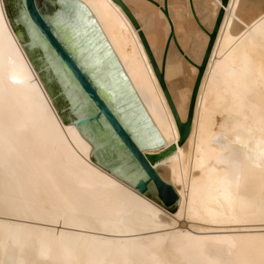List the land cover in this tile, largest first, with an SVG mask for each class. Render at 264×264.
<instances>
[{"label": "bare ground", "instance_id": "obj_1", "mask_svg": "<svg viewBox=\"0 0 264 264\" xmlns=\"http://www.w3.org/2000/svg\"><path fill=\"white\" fill-rule=\"evenodd\" d=\"M79 1L170 151L153 168L175 189L177 212L90 161L0 0V264H264V0H120L128 13L116 0ZM221 10L180 144L138 31L185 122Z\"/></svg>", "mask_w": 264, "mask_h": 264}, {"label": "water", "instance_id": "obj_2", "mask_svg": "<svg viewBox=\"0 0 264 264\" xmlns=\"http://www.w3.org/2000/svg\"><path fill=\"white\" fill-rule=\"evenodd\" d=\"M116 1L123 7L120 0ZM226 1L223 0V5ZM3 3L13 32L63 125H74L92 147L90 161L169 213L176 214L179 197L153 168V164L166 159L170 151L88 8L79 0H3ZM163 11L166 13L164 7ZM192 14L203 28L193 10ZM221 17L222 10L209 35L202 63L197 67L185 122L180 121L165 86L163 67H157L143 33L138 31L175 119L180 144L190 131L196 94ZM173 36L171 32L170 38ZM174 42L182 53L176 40ZM167 49L168 43L163 62ZM69 89L74 99L70 98ZM120 159L126 161L123 167L116 163ZM141 161L152 173L148 182H141L130 173Z\"/></svg>", "mask_w": 264, "mask_h": 264}, {"label": "snow or ice", "instance_id": "obj_3", "mask_svg": "<svg viewBox=\"0 0 264 264\" xmlns=\"http://www.w3.org/2000/svg\"><path fill=\"white\" fill-rule=\"evenodd\" d=\"M69 96H70V98L74 99V96H73L71 89H69ZM77 109H78V106H77ZM98 119H99V117H98ZM154 146L155 145H149V147H154ZM116 163H118L120 165V167H123L124 164L126 163V161L123 159H120V160H117ZM130 173L132 176L138 177L139 181H141V182H148L150 180V178L152 177V173H151L150 169L148 168L147 164L144 163L143 161H141L139 164H137L134 169H131Z\"/></svg>", "mask_w": 264, "mask_h": 264}, {"label": "rangeland", "instance_id": "obj_4", "mask_svg": "<svg viewBox=\"0 0 264 264\" xmlns=\"http://www.w3.org/2000/svg\"><path fill=\"white\" fill-rule=\"evenodd\" d=\"M142 1H145V2H149L150 4L152 3L153 4V0H142ZM196 16V15H195ZM194 17V16H193ZM195 19V18H194ZM196 21V20H195ZM177 47V45H176ZM178 49V48H177Z\"/></svg>", "mask_w": 264, "mask_h": 264}]
</instances>
